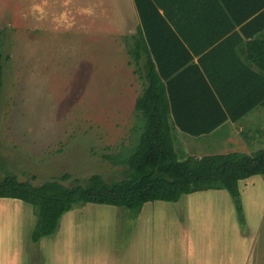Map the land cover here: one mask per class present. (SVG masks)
I'll list each match as a JSON object with an SVG mask.
<instances>
[{
  "label": "rangeland",
  "instance_id": "rangeland-1",
  "mask_svg": "<svg viewBox=\"0 0 264 264\" xmlns=\"http://www.w3.org/2000/svg\"><path fill=\"white\" fill-rule=\"evenodd\" d=\"M55 1L0 0V180L10 174L35 185L55 178L72 186L94 174L106 181L120 179L124 168L121 164L133 153L144 127L134 102L145 82L135 71L128 52L130 45L125 43L132 41L126 33L133 18L123 14L129 0L126 4L104 0L92 16L83 10L90 7L91 0ZM100 10H104L102 16ZM170 124L180 160L211 154L196 147H186L182 152V134ZM64 173L71 176L59 179ZM252 181L258 183L254 188L249 186L247 197L240 196L239 201H264V176L256 175ZM230 197L221 189L217 194L196 191L171 202L151 201L149 208L158 206L154 212L158 216L156 224L153 218L138 220L137 209L79 204L71 210L77 218L70 233L66 232L68 216L60 218L55 234L59 244L53 251L60 249V264H85L71 251L84 253L97 244L101 257L107 247L115 252L119 231L130 229L131 236L137 232L135 241L141 242L148 228L158 230L159 246H181L180 234L188 229L187 217L196 220L191 231L199 230L197 201H232ZM80 205L85 206L79 210ZM21 206L15 211L18 214L13 225L4 221L5 214L0 215V228L5 229L4 234L18 238L15 245L25 239L31 247L34 225L26 227V222H31L23 213L28 206ZM120 215H133L125 228L122 219L116 218ZM146 222H150L149 227ZM257 222L252 220L254 226ZM52 259L48 253L44 256L47 264Z\"/></svg>",
  "mask_w": 264,
  "mask_h": 264
},
{
  "label": "crops",
  "instance_id": "crops-1",
  "mask_svg": "<svg viewBox=\"0 0 264 264\" xmlns=\"http://www.w3.org/2000/svg\"><path fill=\"white\" fill-rule=\"evenodd\" d=\"M138 1L143 9L142 20L137 0H129L128 8H122L127 18H133L126 33L130 35L132 41H125L127 45H137L138 40L140 42L141 38L138 35L140 29L142 33L147 32L150 35L152 45L180 44L193 54V64L184 66L167 84V95L171 104L170 121L174 129L182 134L179 139L182 152L186 147L188 149L196 147L211 153L196 156L201 157L229 152L250 154L264 148V104L259 103L250 108L237 120L231 119L222 105L227 115L224 119L222 106L220 108L218 105L223 99L218 94L223 95L224 100L232 107L235 103L230 104L228 95L238 93L241 95L242 103L236 106L237 111L233 112L237 114L255 99L251 71L256 70V67L253 63L248 64L247 52L252 45H264V0ZM104 2L91 0L90 7L86 6L83 10L92 16ZM126 2L127 0H122V4ZM52 3L56 1L52 0ZM44 4H50V0H44ZM36 6L40 8L39 5ZM100 12L102 16L104 10ZM175 58L182 61L187 58V54L181 51ZM194 63H197L198 71ZM200 63L212 76V82L210 78H206ZM242 64L250 69L244 72L243 79L242 75L238 76L242 73ZM200 73L205 79L201 78ZM231 77V83L237 85V82H240L237 87L229 85ZM261 91L262 89L260 91L257 89L256 95ZM246 129L249 132H246ZM256 175L239 181L241 198L247 197L249 186L254 188L258 183L252 181ZM220 191L221 189H208L199 192L217 194ZM0 199V215L5 214L3 215L5 222L13 225L12 220L18 214L15 211L23 205L21 207L28 206L26 213H23L32 222L30 224L31 222L27 221L26 227L30 229V225H34L35 216L30 204L24 201H21L24 204L19 201H7L9 198ZM197 202L199 230L191 231L194 230L191 228L192 223L196 220L187 217L188 229H182L179 241L181 246H159L158 230L148 228L146 239L144 234V240L141 242L135 241L137 232L131 236L130 229L119 231L118 247L114 249L115 252L107 247L106 253L101 257L97 253V244L84 253L81 250L74 252L69 250L79 257L80 263L85 264H264V230H261V226H264V201H241L243 215L241 221L233 200ZM148 203H144L141 209L136 211L137 219L149 221L153 218L155 219L153 223L156 224L158 216L154 212L158 206L149 208ZM80 206L79 210L85 205ZM73 209L74 207L64 213L68 216L67 233H70L71 227H75L77 215L74 216L71 211ZM132 216L120 215L116 218L122 219L125 228ZM252 220L258 221L256 226L252 224ZM146 223L149 227L150 222ZM4 232L5 229L3 231L0 228V264H47L44 260L47 253L53 256L52 263L48 264H60V249L53 251L54 245L59 244V240L55 239L58 234L54 233L52 237L43 236L30 247V243H26L25 239L23 241L20 239L21 243L15 245L18 238L15 239L12 234ZM74 244L80 243H69ZM41 250L43 257L40 261L38 258L42 254Z\"/></svg>",
  "mask_w": 264,
  "mask_h": 264
},
{
  "label": "trees",
  "instance_id": "trees-1",
  "mask_svg": "<svg viewBox=\"0 0 264 264\" xmlns=\"http://www.w3.org/2000/svg\"><path fill=\"white\" fill-rule=\"evenodd\" d=\"M136 3L142 20V5L138 0ZM138 35L140 42L138 40L137 45H130L128 52L134 59L135 71L145 82L142 93L134 102V108L141 114L144 127L133 153L128 158L125 157L121 164L124 166L123 176L106 181L102 175L94 174L86 178L84 183L72 186H65L55 178L35 185L29 181H19L10 174L0 180V198L18 199L32 205L35 216L31 232L33 242L56 233L61 216L79 204H107L138 211L146 202L176 201L182 195L208 189L226 190L235 203L239 220H242L239 181L252 175L264 174V148L250 154L229 152L201 157L189 156L180 160L171 133V104L167 95V84L184 66L193 64V54L180 44L152 45L150 35L147 32L142 33L140 29ZM181 51L187 54V58L182 61L175 58ZM247 58L248 64L253 63L256 67V70L251 71L255 99L234 114L233 112L237 111L236 106L242 103L241 95H228L230 104L235 103L230 107L223 95L218 94L223 98L218 105L220 108L223 105L233 120H237L241 114H245L257 104H264V45L249 47ZM200 64L206 78H210L212 82V76L205 66ZM194 65L198 71L197 63ZM242 65V73L238 76L242 75L243 79L244 72L250 69L247 65ZM2 68L0 53V96ZM200 75L205 79L201 73ZM242 79L240 78V81ZM231 82L232 77L229 80L230 86L237 87L240 83L237 82L236 85ZM214 87L216 88V85ZM257 89H262L258 95ZM223 106L221 111L226 119ZM70 176L64 173L59 179H68Z\"/></svg>",
  "mask_w": 264,
  "mask_h": 264
}]
</instances>
